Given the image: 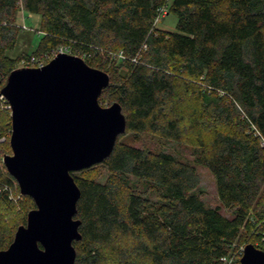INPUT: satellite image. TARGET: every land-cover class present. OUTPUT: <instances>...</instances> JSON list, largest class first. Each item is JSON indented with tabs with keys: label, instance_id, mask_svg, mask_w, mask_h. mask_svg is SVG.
<instances>
[{
	"label": "trees",
	"instance_id": "16d2710c",
	"mask_svg": "<svg viewBox=\"0 0 264 264\" xmlns=\"http://www.w3.org/2000/svg\"><path fill=\"white\" fill-rule=\"evenodd\" d=\"M163 7L177 14L175 30L157 26ZM21 9L41 16V38L11 57ZM60 47L110 74L99 102H119L127 117L112 154L72 172L75 264H223L248 236L264 250V0H0V91L21 58ZM7 106L0 96V250L36 207L10 199L20 188L2 161ZM128 132L194 148L221 206L202 198L194 163L122 142Z\"/></svg>",
	"mask_w": 264,
	"mask_h": 264
},
{
	"label": "water",
	"instance_id": "95a60500",
	"mask_svg": "<svg viewBox=\"0 0 264 264\" xmlns=\"http://www.w3.org/2000/svg\"><path fill=\"white\" fill-rule=\"evenodd\" d=\"M5 81L0 96L11 108L12 153L2 161L36 207L0 250V264H75L81 190L72 172L108 158L127 117L119 102H99L110 74L71 52L41 67H17ZM243 251L241 264H264L263 249L248 243Z\"/></svg>",
	"mask_w": 264,
	"mask_h": 264
},
{
	"label": "rangeland",
	"instance_id": "374dc122",
	"mask_svg": "<svg viewBox=\"0 0 264 264\" xmlns=\"http://www.w3.org/2000/svg\"><path fill=\"white\" fill-rule=\"evenodd\" d=\"M17 23L22 26V32L19 36V40L17 43V46L14 50L9 51V55L11 57H18L22 55L23 53H31L34 51V49L37 47L40 38H41V32L39 31L40 25H41V16L38 14H32L28 13V11L21 9L18 13ZM26 25L27 27H24L23 25ZM178 24V16L177 14L171 12L166 13L163 15L160 20L157 22V26L163 29H169V30H175ZM33 54V53H32ZM35 55V54H33ZM39 56V55H35ZM43 56V55H40ZM25 58V57H23ZM21 58L17 62V67H24L21 63ZM43 59L47 61V63L53 59L50 58V56H43ZM26 67V66H25ZM2 99L6 101L4 97L1 96ZM111 105V104H110ZM103 106H109V105H103ZM11 111V109H10ZM120 140L122 142L135 145L138 147H148L155 151L160 150H166L171 151L175 153L176 155L185 158L186 160L194 163L197 170L199 171L201 183H200V189L199 193L202 195V198L205 200V202L208 205L211 206H221V203L219 201L218 192H217V185H216V178L213 175V172L210 171V169L206 166H203L199 163L194 162L195 159V151L194 148L178 143L170 142L166 139L160 138L158 135H152V134H144L140 135L139 138L135 137V133L128 132L127 134H124ZM12 153V152H11ZM5 164V163H4ZM16 187V186H15ZM15 187L10 192V199L17 204V206L20 208V203L23 200L22 194H16L15 193ZM225 214L230 215L231 212L226 210L225 208H222V210ZM252 236H248V240L251 239L253 241L249 243H253L254 245H259V240H256L254 238H251ZM264 237V236H263ZM264 239V238H263ZM241 247L245 246L243 243L240 245ZM240 246L237 248L239 249ZM258 247V246H257ZM259 248V247H258ZM236 249V250H237ZM236 250L233 252V264H237V261L241 259L242 256H238L236 253ZM235 254V255H234Z\"/></svg>",
	"mask_w": 264,
	"mask_h": 264
},
{
	"label": "built area",
	"instance_id": "2783aa9c",
	"mask_svg": "<svg viewBox=\"0 0 264 264\" xmlns=\"http://www.w3.org/2000/svg\"><path fill=\"white\" fill-rule=\"evenodd\" d=\"M167 13V7H163L160 9V12H159V16L157 17L156 19V22H158L160 20V18L165 15ZM24 27H27L25 24L23 25ZM61 52H68V49L66 47H60V48H57V49H54L52 51H50L48 54L46 55H43V56H50V58H54L55 56H57L59 53ZM43 56H35V55H31L29 57H25L22 59L21 63L22 65L25 67H41L45 64H47V61L45 59H43ZM3 97V96H2ZM9 109L10 108V105L8 103V106H7ZM245 249V246L243 247H240L235 254H237L239 257L243 255L244 253V250ZM234 254V255H235ZM222 261H223V264H233V255L230 254L229 256H225L222 258Z\"/></svg>",
	"mask_w": 264,
	"mask_h": 264
}]
</instances>
